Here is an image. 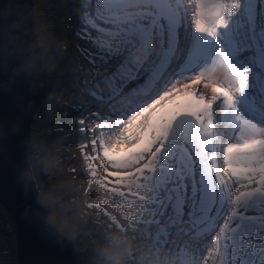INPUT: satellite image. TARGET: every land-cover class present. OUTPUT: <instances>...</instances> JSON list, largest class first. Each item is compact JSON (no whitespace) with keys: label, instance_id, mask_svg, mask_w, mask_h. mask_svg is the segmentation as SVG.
<instances>
[{"label":"snow or ice","instance_id":"6c2138e0","mask_svg":"<svg viewBox=\"0 0 264 264\" xmlns=\"http://www.w3.org/2000/svg\"><path fill=\"white\" fill-rule=\"evenodd\" d=\"M84 8L85 32L104 33L103 18L124 45L85 37L100 61H120L102 81L107 92L99 83L88 89L101 121L89 129L95 154L84 155L89 187L112 198L87 207L108 216V228L155 231L150 245L170 246L185 261L264 264V242H256L264 241V0H97ZM8 55L0 45V72L34 88L24 53L14 54L12 69ZM101 151L103 174L94 163ZM129 195L125 212L118 198Z\"/></svg>","mask_w":264,"mask_h":264},{"label":"rangeland","instance_id":"374dc122","mask_svg":"<svg viewBox=\"0 0 264 264\" xmlns=\"http://www.w3.org/2000/svg\"><path fill=\"white\" fill-rule=\"evenodd\" d=\"M96 3L97 0H33L36 42L38 41L47 77L44 97L30 125L29 139L33 146L55 142L58 147L56 167L45 176L47 181L45 186L50 190V195L48 203L43 205V211L52 219L60 233L71 241L83 259V253L91 248L108 229L110 223L108 216L98 209L88 208L87 205L112 198V194L99 185L93 183L89 187L92 178L87 171L84 155L95 154L90 148L93 136L89 129L101 121L96 120L92 115L98 110V103L88 89L100 83V87L107 92L110 85L102 81L106 77H111L120 63L115 59L107 60V63L100 61V49L93 45L92 40L85 37L91 34L93 38L98 37L101 43L117 48L124 47L114 35L115 29L105 24L103 18H97L96 23L106 29L104 33H99L90 27L87 32L83 30L85 26L81 23V18L85 11L84 5L90 4L94 7ZM152 46L158 48V42L154 41ZM143 79L144 76L140 75L139 81H132L125 87L124 92H127H123V95L127 96L128 92ZM116 84L118 86L119 82L117 81ZM184 99L185 97H179V101ZM103 112H109L107 103ZM81 116H88L85 125L78 123ZM81 127L85 128L84 133L79 132ZM84 143L89 144V148L82 151L80 145ZM101 159L102 151L100 158L94 163L97 164L98 171L103 174ZM118 199L125 206L124 211H129L127 204L133 198L129 195L128 201L123 198ZM103 207L121 223L127 224L120 212L110 205ZM132 207L135 208L137 205L133 204ZM45 214L43 220L47 218ZM62 223L67 227L63 228ZM152 227L156 228L155 225ZM112 228L115 226L113 225ZM15 231L11 216L0 205V264H17ZM128 233L137 237V244L145 240L139 231L129 230ZM154 237L155 231L151 233L148 242L150 243ZM203 255H206V252Z\"/></svg>","mask_w":264,"mask_h":264},{"label":"water","instance_id":"95a60500","mask_svg":"<svg viewBox=\"0 0 264 264\" xmlns=\"http://www.w3.org/2000/svg\"><path fill=\"white\" fill-rule=\"evenodd\" d=\"M33 15V0H0V45L9 53L8 69L15 66L14 54L21 51L36 67L34 88L23 84L19 75L0 72V205L15 226L17 264H84L71 241L44 222L36 191L20 179L29 152L30 125L44 97L47 77ZM42 179L46 185L45 176Z\"/></svg>","mask_w":264,"mask_h":264},{"label":"clouds","instance_id":"9594fccd","mask_svg":"<svg viewBox=\"0 0 264 264\" xmlns=\"http://www.w3.org/2000/svg\"><path fill=\"white\" fill-rule=\"evenodd\" d=\"M22 66L30 68L32 73L36 70L35 63L30 58L25 59ZM29 148L20 179L26 188L36 191L37 201L43 210V205L48 203L50 190L44 185L42 177L55 169L58 147L52 142L34 146L30 144ZM44 222L50 226L54 225L48 216ZM136 240L137 237L129 235L126 231L108 228L91 248L83 253L84 264H195L193 260L185 261L182 253H177L171 248L153 247L147 239L137 244Z\"/></svg>","mask_w":264,"mask_h":264},{"label":"trees","instance_id":"16d2710c","mask_svg":"<svg viewBox=\"0 0 264 264\" xmlns=\"http://www.w3.org/2000/svg\"><path fill=\"white\" fill-rule=\"evenodd\" d=\"M62 224H63V223H62ZM63 225H64V224H63ZM66 227H67L66 225L63 226V228H66Z\"/></svg>","mask_w":264,"mask_h":264},{"label":"bare ground","instance_id":"6f19581e","mask_svg":"<svg viewBox=\"0 0 264 264\" xmlns=\"http://www.w3.org/2000/svg\"><path fill=\"white\" fill-rule=\"evenodd\" d=\"M125 92H127V91H125ZM125 92H124V93H125ZM105 99L107 100V97H105ZM117 99H118V98H117Z\"/></svg>","mask_w":264,"mask_h":264}]
</instances>
